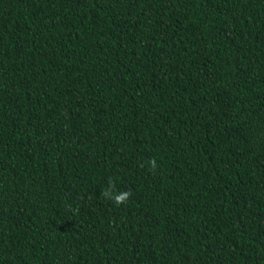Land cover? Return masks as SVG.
<instances>
[{
	"label": "trees",
	"instance_id": "obj_1",
	"mask_svg": "<svg viewBox=\"0 0 264 264\" xmlns=\"http://www.w3.org/2000/svg\"><path fill=\"white\" fill-rule=\"evenodd\" d=\"M0 264H264V0H0Z\"/></svg>",
	"mask_w": 264,
	"mask_h": 264
},
{
	"label": "clouds",
	"instance_id": "obj_2",
	"mask_svg": "<svg viewBox=\"0 0 264 264\" xmlns=\"http://www.w3.org/2000/svg\"><path fill=\"white\" fill-rule=\"evenodd\" d=\"M151 168L154 170L157 167L156 161L153 159L150 161ZM115 184L112 181H109V187L104 189L102 192V196L105 199L112 200L116 206H122L129 202L132 192L129 191H121L118 194L114 192Z\"/></svg>",
	"mask_w": 264,
	"mask_h": 264
}]
</instances>
